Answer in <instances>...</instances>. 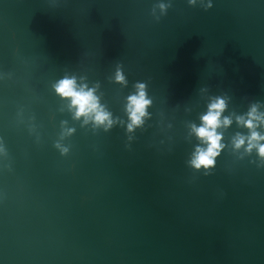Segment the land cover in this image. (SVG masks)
Wrapping results in <instances>:
<instances>
[{
	"label": "clouds",
	"instance_id": "obj_1",
	"mask_svg": "<svg viewBox=\"0 0 264 264\" xmlns=\"http://www.w3.org/2000/svg\"><path fill=\"white\" fill-rule=\"evenodd\" d=\"M190 5H194L196 0H188ZM169 4H159L158 7L162 14H166ZM208 7H211L209 5ZM207 10V9H205ZM117 83L126 84V78L122 71L117 69L115 74ZM58 96L68 102V110L72 113L75 120H83L84 124L91 123L95 128H103L109 131L116 121L106 107L101 104L100 97L96 94V88H90L87 84L78 83L74 76H65L54 86ZM136 92L127 98L126 111L128 114L127 131L132 133L136 128L144 124L148 114V107L151 100L147 98L146 84L137 83ZM230 97L214 96L209 99L207 111L200 115L199 125H190L191 134L196 137L199 143L195 146L186 165L194 170L195 173L203 176L212 175L216 167L217 158L225 148L223 143L224 135L220 129H227L235 123L239 128L246 129V132H236L231 139L232 148L235 152L243 150V155L251 156L255 153L256 159L250 161L257 168H264V132L259 129L264 127V111H261V101L251 102L247 112L243 114L224 115L228 109ZM75 129L66 128L61 133V140L65 136H71ZM132 139L131 136L128 137ZM62 156H66L70 148L57 141L54 145ZM131 148L130 144L125 145ZM0 154L6 155V150L0 144ZM243 158V157H241Z\"/></svg>",
	"mask_w": 264,
	"mask_h": 264
}]
</instances>
